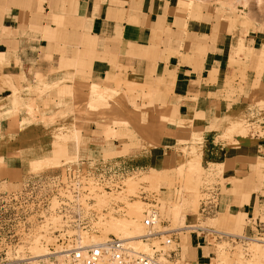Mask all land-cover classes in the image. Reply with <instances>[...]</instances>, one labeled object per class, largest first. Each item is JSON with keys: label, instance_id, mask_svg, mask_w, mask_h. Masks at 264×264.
<instances>
[{"label": "crops", "instance_id": "obj_1", "mask_svg": "<svg viewBox=\"0 0 264 264\" xmlns=\"http://www.w3.org/2000/svg\"><path fill=\"white\" fill-rule=\"evenodd\" d=\"M169 1L0 0V163L19 159L24 181L41 175L29 172L30 163L45 160L56 143L77 158L60 168L81 166L95 175L177 168L184 149L199 166L227 171L245 154L264 155V142L233 149L218 141L264 130V110L256 106L264 98V71L253 86L246 52L239 63L231 56L240 45L260 46L262 38L253 32L242 39L212 36L195 24L185 34L189 24ZM117 82L146 83L159 95L139 112L116 99ZM77 130L76 147L64 138ZM125 160L132 165L116 166ZM1 173L7 183L10 176ZM252 201L240 208L246 219L254 213ZM185 223L193 225L195 215ZM185 247L177 237L175 261L209 264L206 237L188 233Z\"/></svg>", "mask_w": 264, "mask_h": 264}, {"label": "rangeland", "instance_id": "obj_2", "mask_svg": "<svg viewBox=\"0 0 264 264\" xmlns=\"http://www.w3.org/2000/svg\"><path fill=\"white\" fill-rule=\"evenodd\" d=\"M169 2L172 4L173 9L175 8L174 12H176V16L180 17V21L183 24H189V26L185 25V34L187 33L186 28L192 27L193 24L212 36L219 35L220 37L229 38L237 34L242 39L249 32L259 34L262 38L260 46L255 48L240 46L238 50L231 51V56L235 57V63H239L240 58L244 54L243 52H246L245 57L252 63L251 68L254 72L253 86L256 85L264 71V0H170ZM204 38L206 39V37ZM231 60L233 59L231 58ZM113 89V92L117 93V95L115 94L116 99L121 98L124 102H129L139 112H144L148 107H151V105L146 103L148 98L159 95L157 88L149 87L146 83L144 86L139 85L138 87L136 85H121L117 82ZM256 106L264 110V98L261 101H257ZM112 107L110 109L106 105L103 106L104 109L114 110ZM85 110L86 108L84 107L79 112H84ZM106 124L111 125V122L107 121ZM47 125L51 126L52 124L48 123ZM227 130L230 131V129ZM251 135L252 130L250 132L234 133L218 141L224 146L233 149L252 148L257 144L255 136L261 135V132ZM64 139L66 142L71 143L72 141L77 147L80 142L79 130L72 134L70 140ZM64 139L60 138L58 141ZM55 147L51 154L42 161L43 164L51 166L37 172L41 174L39 176L57 173L60 169L63 171V168L60 167H70L72 163H75L72 160H77L75 154H67L57 143ZM142 147L144 146H130V148H135V150L142 149ZM242 153L244 155L246 152L242 151ZM118 154L108 155L104 158L110 159L118 156ZM250 154H245L243 159L233 160L230 163L234 164L231 171L225 170L227 167L224 166L198 165V170L190 173V165H195L194 162L199 163V161L198 159H193L192 155H195L194 153L184 149L182 154H178L180 157L178 158L177 168L163 167L162 169L153 168L151 171L147 170L134 174L125 173V192L123 194L135 195L143 192L147 201L155 202L161 227L177 231V237L180 239V246L183 250L186 248L185 237L189 233L186 230L188 225H186L183 218L181 220L173 218L170 211L178 206L181 209L182 216L186 217L192 214L198 216L199 201L207 198L204 192L206 189L210 190L209 193L212 192L213 195H216L218 208L225 207V212H219L222 213L220 216L219 213L215 216H199L198 225L194 229L211 228L234 236H244L245 234L249 241L256 238L264 240V227H262V232H254L253 234L247 232L246 216L242 214L240 209L243 203L252 199L254 213L249 216H252L253 220H260L261 223H264V155H262L263 153L255 154L253 157ZM77 157L79 159L83 158L80 153H77ZM7 163H9L8 160L0 163V171L10 176L7 178V183L0 182V264H17L19 260H23L28 256L35 257L41 248H45L47 252L48 246L52 247L54 241L45 229L36 226L35 218L29 212L31 209L29 204L27 205V211L23 212L20 210V203L23 200L27 201L29 197V190L21 185L22 182L27 180L20 181L19 168L9 167ZM115 164L117 167L132 165L131 160L115 161ZM29 172L36 173L32 169H29ZM2 173L1 176L3 177ZM123 194L116 196V200L122 199L126 202V197H123ZM104 198V195L97 197V204L103 206ZM142 198L126 202L125 216L114 218L141 225L142 229L139 233L141 235L145 233V227L141 222L142 211L145 207ZM27 203H30V201L28 200ZM133 204L135 207L140 205V214L137 217L132 214ZM104 223L106 222L103 221L97 225L96 234H82L83 243L93 244L108 239V236L104 235L99 227ZM249 241L230 243L225 238L215 241L213 237H207L210 257L208 263L211 264L217 259L219 252H223L230 264L235 263V254L241 255V262L243 263L249 261L254 264L260 261L258 264H264V260L252 258L250 254L252 241ZM175 245L169 249H174ZM131 247L142 252H148L146 244L145 247L139 245L136 247L130 246L129 248ZM262 251L264 252V248H262ZM176 264L181 263L178 262Z\"/></svg>", "mask_w": 264, "mask_h": 264}, {"label": "built area", "instance_id": "obj_3", "mask_svg": "<svg viewBox=\"0 0 264 264\" xmlns=\"http://www.w3.org/2000/svg\"><path fill=\"white\" fill-rule=\"evenodd\" d=\"M261 132V135H256ZM256 140L264 142V130H252ZM251 135V136H252ZM85 173L79 167L60 169L57 173L37 176L22 182L29 190L28 200L20 203V210L27 211L35 218L36 226L45 229L54 244L47 248L46 256L34 258L28 256L17 264H176L175 250L169 249L176 244L177 231L161 227L159 213L155 202H149L144 193L126 195L124 173L104 169L101 173ZM207 198L199 201L198 216L195 223L186 230L196 237H213L215 241L225 238L230 243L247 242L244 236L222 234L213 229H194L198 225L199 216H215L218 211L216 195L206 189ZM126 197V202L142 198L145 207L142 211V225L145 233L138 239L148 246V252L129 248L113 236L93 244L83 243L82 234H96L97 225L110 218L125 216L124 200H116V196ZM105 196L104 205L97 204V197ZM126 195V196H125ZM23 215V214H21ZM25 215V214H24ZM247 232H262L264 223L246 219ZM254 230V231H253ZM43 242V241H42Z\"/></svg>", "mask_w": 264, "mask_h": 264}, {"label": "bare ground", "instance_id": "obj_4", "mask_svg": "<svg viewBox=\"0 0 264 264\" xmlns=\"http://www.w3.org/2000/svg\"><path fill=\"white\" fill-rule=\"evenodd\" d=\"M240 46H242V45H240ZM261 52H263V51H261ZM261 52H260V54H262ZM125 85H127V86H135L136 85L139 87V84L125 83ZM18 160L15 157L12 160H8L9 163H7V164L9 165V167L19 168L18 167ZM192 163H193V161H192ZM194 164L195 165H190V168H189L190 173H193L194 171L198 170L197 168L199 167L198 166L199 163L194 162ZM49 166H51V165L47 166V165L43 164V162H41V161H36V162L30 163V169H32L33 172H39V171L43 170L45 167H49ZM154 172H156V171H154ZM133 206H134V208L132 209L133 210L132 214L137 217L140 214L139 213L140 212V205H139V207L138 206L135 207V205L133 204ZM170 212L172 213V216L175 219H180V220L182 218L185 219V216H182L181 209L178 206L173 208ZM172 220L174 221V219H172ZM104 222H106V223L99 226L104 235L113 236V237L117 238L118 240L122 241L123 243H125V245L129 246V247L130 246L136 247L139 245L145 247V244L141 243V241H139V239H138L141 236V234H139L141 229H142L141 225L135 224L134 222L130 223L126 220H124V221L123 220H117L114 218H110L109 220L104 221ZM203 230H207V229H203ZM220 233H222V232H220ZM222 234L234 236L232 234H227V233H222ZM250 241H252V247L250 246V252H251L250 254H251L252 258H254V259L260 258V259L264 260V252L262 251V248H264V240L256 238V239H250ZM39 248H41V247H39ZM41 249H39L40 251L38 253H36L37 255L34 254V255H36L35 257L33 256L34 258L42 257L44 255L46 256L47 252H46L45 248H43L42 250ZM216 258L217 259H215L211 264H228L229 263L227 257H225L223 252H219V254ZM234 259H235L234 264H253L252 262H249V261H246L245 263L241 262V255H239V254L238 255L235 254ZM258 263H260V261H258ZM258 263L255 262L254 264H258Z\"/></svg>", "mask_w": 264, "mask_h": 264}]
</instances>
